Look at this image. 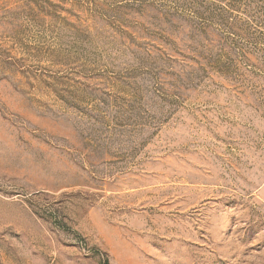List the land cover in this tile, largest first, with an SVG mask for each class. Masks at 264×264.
<instances>
[{"label":"rangeland","instance_id":"rangeland-1","mask_svg":"<svg viewBox=\"0 0 264 264\" xmlns=\"http://www.w3.org/2000/svg\"><path fill=\"white\" fill-rule=\"evenodd\" d=\"M0 264H264V0H0Z\"/></svg>","mask_w":264,"mask_h":264}]
</instances>
